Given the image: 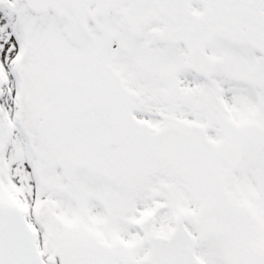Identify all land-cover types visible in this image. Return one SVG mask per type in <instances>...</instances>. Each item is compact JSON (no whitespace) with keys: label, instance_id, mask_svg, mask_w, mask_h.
<instances>
[{"label":"snow or ice","instance_id":"6c2138e0","mask_svg":"<svg viewBox=\"0 0 264 264\" xmlns=\"http://www.w3.org/2000/svg\"><path fill=\"white\" fill-rule=\"evenodd\" d=\"M0 264H264V0H0Z\"/></svg>","mask_w":264,"mask_h":264}]
</instances>
